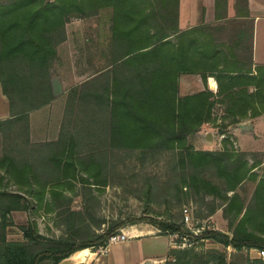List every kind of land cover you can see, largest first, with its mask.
Instances as JSON below:
<instances>
[{
	"label": "trees",
	"instance_id": "1",
	"mask_svg": "<svg viewBox=\"0 0 264 264\" xmlns=\"http://www.w3.org/2000/svg\"><path fill=\"white\" fill-rule=\"evenodd\" d=\"M240 1L247 4V0ZM180 3L0 0V84L11 115L0 120L4 142L10 141V147L0 155V264H60L78 251L108 247L111 236L140 219L150 220L162 234L178 235L177 242L195 237V241L211 240L236 252L264 251V168L261 176L255 171L264 159L231 148L229 136L220 150H199L190 142L204 124H212L226 135L230 126L264 115V65L254 62V20L247 7L242 11L239 0L235 18H228V0H216V16L222 21L182 29ZM220 9L224 16L218 15ZM105 10L110 15V34L103 46L97 44L102 65L81 85L93 83L94 91L80 96L107 109L108 151L102 158L98 154L79 158L70 147H61L40 170L36 163L20 158L17 140L23 139L27 146L23 152L30 149L29 115L55 98L53 68L62 64L61 47L68 40L69 23L75 18L96 17ZM183 75H200L205 89L183 95ZM102 76L110 81L103 87L98 84ZM209 77L216 79L217 93L208 87ZM115 159L127 168V161L133 159L142 165L166 162V184L179 196L174 208H180L184 198L208 208L202 218L222 208L232 233L205 228L195 235L181 222L183 217L173 213L174 208L164 219L130 218L103 228L105 219L97 220L90 206L97 200L91 196L92 188L108 185L106 174ZM45 172L52 176L43 177ZM139 175L146 177L147 173L141 168ZM78 179L83 185L84 211L71 210L72 198L64 194ZM150 180L143 186L147 198L155 195ZM247 180L257 183L248 203L238 192ZM9 184L21 193L7 192ZM34 204L36 211L57 212L65 228L63 234L45 236L31 222L19 226L23 240H10L8 228L15 225L11 214L31 211ZM164 264L264 261L256 258L242 263L234 256L229 259L225 251L200 252L191 246L171 248Z\"/></svg>",
	"mask_w": 264,
	"mask_h": 264
},
{
	"label": "rangeland",
	"instance_id": "2",
	"mask_svg": "<svg viewBox=\"0 0 264 264\" xmlns=\"http://www.w3.org/2000/svg\"><path fill=\"white\" fill-rule=\"evenodd\" d=\"M109 21V11L105 10L96 17L84 20L75 18L69 23L67 32L68 40L70 36L71 45H69L68 40L62 45V64H58L53 68V79L58 96H56L55 101L52 100V103L50 102L51 104L49 103L30 113V141L32 146L23 152V149L27 146L23 143V139L17 140L22 149L20 158L23 161L34 162L41 170L44 168V164L48 163L50 155L60 153L61 147H70L79 158H86L91 154H98L100 158H102V154L106 155V151L109 148L107 142L108 135L104 133L102 126L94 124L90 117V115L94 116L92 115V110L98 111L102 109L95 107L92 102L89 103L88 98L86 100L82 99L84 94L94 91V89H89L93 87V83L86 84L83 87L81 85H83L87 78H92L94 71L100 69L102 65L98 61L100 56L97 44L100 42L103 46L107 42L110 34ZM93 41L94 43H92ZM102 48L104 47H100V50ZM99 78L98 84L102 86V80H104L102 78H106V76ZM79 89H81L82 93H78L77 95L76 92ZM3 95L0 84V116L4 117L0 118L2 120L11 118L8 99L4 95L6 99L3 101V97H1ZM70 100L77 101V103L74 102L73 107L65 111L60 131L57 132L54 126L49 130L44 129V119L46 116L56 114L60 110L63 101L68 106ZM32 113L34 121L33 129L30 122ZM219 113L221 114V111ZM204 125L199 133L190 137V142L196 149L220 150L223 146V139L229 136L232 142L231 148L237 151L252 153L256 155L254 157L264 159V115L252 118V120L246 119L230 126L226 135L220 134L218 128L212 124L207 123L206 127ZM59 142L61 143L58 144ZM9 147L10 141L5 143L4 135L0 133V155ZM253 155L249 157L251 163L255 160ZM131 162L127 161V165H130V168H127L121 161L115 159L113 165L110 163L111 167L106 174L108 185L101 187V189L95 188V186L92 188L93 195L91 196L97 200L91 201L90 206L96 211L97 220L98 218L105 219L106 224L103 225V228H107L118 221L129 220L130 218L151 216L164 219L168 216L169 210L176 206L177 197L179 196L168 188L166 184V162L163 161L159 164L148 162L145 165L137 163L135 159L131 160ZM141 168L146 171V177L139 175ZM263 168L264 163L260 167H257L255 171L261 176ZM42 176L46 178L52 176V174L45 172ZM150 178V182L155 185V195L147 198L144 196L143 186L146 184V179L149 180ZM256 184L252 180H247L238 189V192L246 198L247 203L254 194ZM5 190L7 192H20L14 184H9ZM64 194L72 198L71 210H85L83 185L79 179L74 180L73 188L64 190ZM36 206L37 204H34L31 211H14L11 214L15 225L8 228L10 240H23V234L19 226L27 225L31 222L35 223L39 232L45 236L59 237L63 234L65 228L63 225H60L61 222L57 216V212L46 213L43 209L36 211ZM185 210H188V213ZM207 212V207L195 203L192 199L187 200L185 198L180 208L173 209V213L181 215L183 217L181 222L190 228L195 235H198L205 228L232 233L227 219L224 218L222 208L218 209L212 216L202 218L203 215H207ZM186 214L189 215L188 222L186 221ZM99 231L101 232L102 230ZM131 231L136 236L144 237L112 245L107 255V259L111 263L124 264L128 258L137 261L145 256L150 257L146 261V264L152 263V258L159 261L161 257H164L165 262L169 245L172 248L178 249L194 246L200 252L208 249H217L225 251L229 259L234 256L242 263H245L248 259L256 258L264 261V251L258 249L236 252L232 247L225 248L221 244L211 240L195 241L193 239L195 237H183L181 242H177L178 235L162 234L161 230L148 219H140L134 224H127L119 232L128 233ZM127 236L129 235L127 234ZM99 250L102 249L100 248ZM90 251L92 250L90 249ZM87 255H90L89 251Z\"/></svg>",
	"mask_w": 264,
	"mask_h": 264
},
{
	"label": "crops",
	"instance_id": "3",
	"mask_svg": "<svg viewBox=\"0 0 264 264\" xmlns=\"http://www.w3.org/2000/svg\"><path fill=\"white\" fill-rule=\"evenodd\" d=\"M239 3H240V8L242 9V11H244L246 7L249 9L250 18L254 20V62L256 65H264V0H247V4L246 2L241 3V1L239 0ZM236 5H237V0H228V6H227L228 18L236 17L237 15ZM216 13H217L216 12V0H181L180 27L182 29H188V28H191V27L203 24V23H215V22L222 21L223 19H220V20L217 19ZM218 15L224 16L225 15L224 10L220 9L218 12ZM68 43L69 45H71L70 36H69ZM102 79L104 80H102L103 84L101 87H103L104 83L107 85L110 82L107 76L106 78H102ZM52 85H53V90L55 94V98L53 101H55L56 96H58V94L56 91V85H55V81L53 78H52ZM180 86H181V93L183 95L192 94L197 91L205 89V84L200 75H183L180 80ZM208 87L214 93L218 92V83L214 77L208 78ZM89 89H93V87ZM80 90L81 89H79L76 92L77 95L78 93L79 94L82 93ZM251 90H253V88ZM1 97H3L2 98L3 101L6 99L4 95ZM74 102L77 103V101L70 100L69 105L67 106V103L63 101L60 110H58L56 114L46 116V118L44 119V129L49 130L50 128L54 126L56 131L59 132L61 124L65 117V111L69 108H72ZM101 109L102 110H98V111L92 110V113H93L92 115L94 116L90 115V117H94V121L96 120V123L94 124H97L100 127L102 126L104 133L107 134L109 114L105 107H102ZM0 118H4V117L0 116ZM6 119L7 118L3 120H6ZM249 120H252V119H249ZM30 122H31V126L33 129L34 127L33 113L30 116ZM204 127H206V124L204 125ZM132 233L133 231L126 233L129 235L128 240H133V239L144 237V236H136L135 234H132ZM113 245H116V244H113ZM111 246L112 245H110L107 248L106 252H102L101 250L92 252L90 251V249L78 251L77 253L72 255L70 258L63 260L60 264H113L109 261V259H107V255L109 254V250ZM170 248H172V246L169 245L167 254ZM88 251L90 252V255H87ZM148 259H150V257H146V256L140 258L137 261H133L132 259L128 258L127 260H125L124 264H146V261ZM156 260L157 259L152 258L151 259L152 263H149V264H164V257H161L159 261H156Z\"/></svg>",
	"mask_w": 264,
	"mask_h": 264
},
{
	"label": "built area",
	"instance_id": "4",
	"mask_svg": "<svg viewBox=\"0 0 264 264\" xmlns=\"http://www.w3.org/2000/svg\"><path fill=\"white\" fill-rule=\"evenodd\" d=\"M185 211H186V213H188V210H185ZM186 221H187V222L189 221V215H188V214H186ZM126 240H128V236H127V234H126L125 232H119V233L114 234L113 236H111V238H110V240H109V245H108V247H109L110 245H113V244L122 243V242H124V241H126ZM108 247H106V248H101V249H102L101 251H102V252H106Z\"/></svg>",
	"mask_w": 264,
	"mask_h": 264
}]
</instances>
